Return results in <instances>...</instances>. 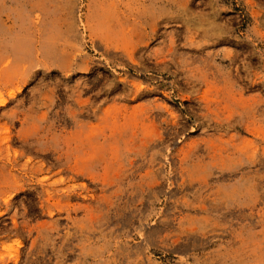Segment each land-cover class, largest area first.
<instances>
[{
    "label": "rangeland",
    "instance_id": "1",
    "mask_svg": "<svg viewBox=\"0 0 264 264\" xmlns=\"http://www.w3.org/2000/svg\"><path fill=\"white\" fill-rule=\"evenodd\" d=\"M0 264H264V0H0Z\"/></svg>",
    "mask_w": 264,
    "mask_h": 264
}]
</instances>
